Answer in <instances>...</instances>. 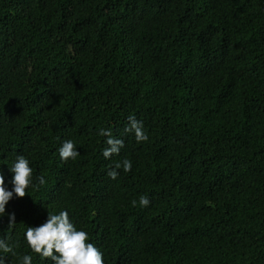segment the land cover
Masks as SVG:
<instances>
[{"label":"trees","instance_id":"1","mask_svg":"<svg viewBox=\"0 0 264 264\" xmlns=\"http://www.w3.org/2000/svg\"><path fill=\"white\" fill-rule=\"evenodd\" d=\"M109 128L124 147L105 159ZM20 155L33 186L0 217L5 264H54L25 232L60 211L104 264H264V0H0L9 191Z\"/></svg>","mask_w":264,"mask_h":264},{"label":"clouds","instance_id":"2","mask_svg":"<svg viewBox=\"0 0 264 264\" xmlns=\"http://www.w3.org/2000/svg\"><path fill=\"white\" fill-rule=\"evenodd\" d=\"M129 124L124 129L125 132H133L136 141L144 142L148 140V135L144 129L143 123L138 121L134 116L128 117ZM99 135L107 137V148L104 149L102 155L105 159H109L113 155H119L120 149L124 147L122 139L115 138L112 130L101 129ZM61 160H75L80 153L72 140H66L59 149ZM123 167L125 172H130L132 168L131 161L124 159L115 164V169ZM108 172V176L115 180L118 172L116 170ZM13 173L11 180L12 190L9 191L5 187V180L0 175V217L5 215L6 205L12 200L13 196L24 198L27 195V189L33 186V169L30 167L26 157L20 155L13 166L10 168ZM39 185H44L46 180L44 177H37ZM133 200V206L136 205ZM150 201L147 196L141 195L139 205L147 207ZM8 232L12 231L15 226V215L8 216ZM26 241L33 252L39 254L42 258H50L54 264H104L103 253L93 244L88 242L89 235L84 230H77L67 211H60L59 214L48 212L45 223L38 227H27L25 232ZM14 245L8 240L0 238V251L3 253L14 252ZM6 258L0 256V264H5ZM22 264H32V257L24 255Z\"/></svg>","mask_w":264,"mask_h":264}]
</instances>
